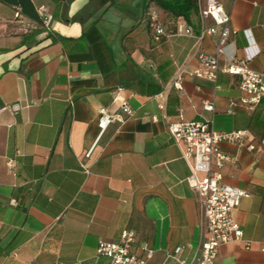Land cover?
<instances>
[{"label": "crops", "instance_id": "crops-1", "mask_svg": "<svg viewBox=\"0 0 264 264\" xmlns=\"http://www.w3.org/2000/svg\"><path fill=\"white\" fill-rule=\"evenodd\" d=\"M184 1L0 0V264H111L99 242L125 230L137 236L135 253L141 243L155 250L148 264H178L179 247L180 260H196L201 202L168 132L180 115L244 130L259 148L222 144L223 183L248 195L232 213L243 240L223 246L215 264H264V98L252 105L223 71L249 53L250 68L264 71V0H220L232 33L216 81L194 73L222 27L203 35L215 26L202 17L207 0H193L186 17L164 8ZM153 24L166 33L160 42ZM179 73L182 90L172 85ZM124 101L133 116L100 137L99 110L121 115ZM15 104L18 112L5 109Z\"/></svg>", "mask_w": 264, "mask_h": 264}, {"label": "built area", "instance_id": "built-area-1", "mask_svg": "<svg viewBox=\"0 0 264 264\" xmlns=\"http://www.w3.org/2000/svg\"><path fill=\"white\" fill-rule=\"evenodd\" d=\"M203 19L210 18L215 26L208 28L203 35H217L218 27H222L220 42L212 55L200 53L198 56L199 69L194 76L216 81L219 67V58L224 54L226 42L231 36L230 14L225 10L220 0H207L206 7L202 10ZM14 18L22 23L21 10L15 11ZM53 17L47 15L44 20V28L50 30ZM154 40L160 42L166 35L164 29L152 25ZM186 34H192L188 28ZM249 50V49H247ZM256 54H247L245 60H229L224 72L240 78V89L249 96V103L257 105L264 98V71H255L249 63ZM183 74L179 73L173 80V86L182 90ZM5 109L18 112L20 106L15 104ZM204 110L215 112L213 102H205ZM133 116V110L127 101L121 104V115L110 112L106 108L99 110L100 137L114 122H123ZM157 121V118H153ZM168 132L173 142L182 148L184 159L190 164L191 172L186 179L188 186L194 190L200 199L203 223V241L196 260L188 263L179 259L182 248L175 250L174 257L178 264H215L219 250L234 241H242L244 232L242 226L232 216L234 210L239 208L241 201L248 195L245 190L223 183V168L230 158L223 152L222 144L228 143L244 147L249 153L259 152L246 131L237 130L229 133L215 131L212 126L204 122L187 121L183 115L179 120L168 122ZM88 172V171H87ZM137 236L131 230H125L118 242H106L101 240L97 248V254L106 257L111 264H148L154 257L155 250L146 243L140 244V254L135 253ZM250 247V243H246Z\"/></svg>", "mask_w": 264, "mask_h": 264}, {"label": "trees", "instance_id": "trees-1", "mask_svg": "<svg viewBox=\"0 0 264 264\" xmlns=\"http://www.w3.org/2000/svg\"><path fill=\"white\" fill-rule=\"evenodd\" d=\"M193 3H194L193 0H188L184 2L167 3V4H164V8L172 12L174 15L186 17L187 12L191 10L193 7H196L195 4Z\"/></svg>", "mask_w": 264, "mask_h": 264}]
</instances>
